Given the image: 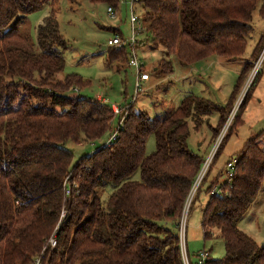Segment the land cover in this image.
<instances>
[{"label":"trees","instance_id":"16d2710c","mask_svg":"<svg viewBox=\"0 0 264 264\" xmlns=\"http://www.w3.org/2000/svg\"><path fill=\"white\" fill-rule=\"evenodd\" d=\"M88 1L117 11L122 5V0ZM56 3L0 0V264H34L36 259L41 264H185L183 214L205 160L189 147V120L198 130L206 117L219 113L213 144L264 48V34L226 106L191 93L168 115L150 118L132 105L116 117L109 103L76 94V88L90 82L78 75L57 78L64 70L57 45L64 40L55 10L40 26L37 45L24 28L30 15ZM139 3L145 10L144 42L164 47L157 70L165 75L173 73L174 55L187 66L213 56L243 58L255 11L264 18V0ZM128 51L109 47L108 62L127 59ZM242 113L188 211L187 221L203 193L209 196L201 229L205 240L218 234L226 253L221 259L210 256L204 264H264V247L240 228L264 184V131L249 138L212 177L231 133L243 122ZM121 117L127 118L114 142L73 164L67 142L99 141L113 133L112 123ZM151 136L156 150L147 155ZM232 160L237 163L230 177ZM136 172L140 180H129ZM214 187L222 197L211 195ZM54 236L57 245L51 249ZM186 252L190 264H199L201 251L195 261Z\"/></svg>","mask_w":264,"mask_h":264},{"label":"rangeland","instance_id":"374dc122","mask_svg":"<svg viewBox=\"0 0 264 264\" xmlns=\"http://www.w3.org/2000/svg\"><path fill=\"white\" fill-rule=\"evenodd\" d=\"M53 10L56 13L58 31L64 40L63 42L58 40L61 44L57 45L64 66L63 72L57 78L62 80L67 75H78L86 82H90V85L81 89L76 88V94L92 99L101 97L106 99L110 105L117 104L121 107L133 105L135 112L144 111L150 118L168 115L182 103L183 96L188 91L209 99L221 107L226 106L244 67L240 60L233 61L232 65H218V63H213L215 56L187 66L183 65L174 55L170 57L174 72L165 75L161 70H157L159 62L165 55L164 47L160 43L144 42L146 36L144 32L138 35L140 42L136 49V55L144 64L145 71L152 74V84H157V88L150 91L149 87L144 85L141 92L137 93V72L129 66L128 57L111 63L108 62V52H106L109 49V40L113 39L115 35L122 36L124 40L131 37L130 7L128 5L122 4L117 11V18L111 20L107 15L108 7L106 5L91 4L88 0H57L54 7L47 5L42 10L30 15L24 25L36 45L39 43V28L45 24V19ZM135 13L140 24L144 27L145 10L140 3L135 5ZM253 26L254 32L249 38L245 54L249 57L264 29V18L260 16L259 10L254 13ZM104 48H106L105 51ZM204 73L205 79H202ZM249 76L250 74L241 86L234 104ZM257 93L260 94L259 97L256 96ZM257 93L254 96L255 101L252 100V97L248 99L244 111L242 109L245 101L239 109L238 115L241 111L243 112V122L231 133L224 151L214 167L212 177L227 161L237 156L249 138L264 131V105L259 103V100L264 98V86L261 93ZM227 116L229 117V113ZM219 117V113L206 117L203 120V126L198 130L194 128V122L189 120L191 131L189 147L203 157L205 162L212 151L211 138L214 135L212 127L217 126ZM235 121L236 118L233 125ZM117 124L118 120L115 119L111 126L113 132ZM110 134L94 143L67 142L65 147L74 154L73 164H76L80 158L104 147L113 133ZM262 140L264 149V137ZM146 150L147 155L155 152L154 136L149 138ZM225 179V177L222 178L220 182H224ZM129 180H140V173L136 172ZM203 194L200 203L196 204L186 223L187 233L185 229L186 247H183V250L187 258L186 250L188 251L193 261L196 260L193 256L204 250L209 252L213 259H221L226 253L224 241L218 237V234L215 233L211 239H204L201 229L202 210L208 203L209 196ZM240 228L264 247V184L257 199L241 221Z\"/></svg>","mask_w":264,"mask_h":264},{"label":"built area","instance_id":"2783aa9c","mask_svg":"<svg viewBox=\"0 0 264 264\" xmlns=\"http://www.w3.org/2000/svg\"><path fill=\"white\" fill-rule=\"evenodd\" d=\"M139 1L140 0H122L121 1L122 4L128 5L130 7L129 22H130V26H131V37L127 40H124V38L121 37L120 35H115L114 38L109 40V42H108V47H110V48H116V49L128 48V50H129V54H128L129 66L134 68L137 72V79H136V92L137 93L141 92L144 85L151 80L150 73H147L145 71L144 64L138 59V57L136 55V49H137L139 42H140V41H138V35L145 32L143 25L140 24L139 18L135 13V5L138 4ZM107 15L111 20H115L118 16V12L113 7H108ZM263 65H264V48L261 51V53L259 54V57L257 58L256 62L254 63L253 69L250 72V76H249L247 82L245 83V85L242 89V92L240 93L238 99L236 100V102H235V104H234V106H233V108L229 114V117L227 118L225 124L223 125V127L219 131L216 139L214 140V142L212 144V151H211L210 155L208 156V159L206 160V162L204 161V163H203V165H202V167H201V169H200V171H199V173H198V175H197V177L193 183L191 192H190L188 199L186 201V207H185L184 214H183V221H182L181 233H180L181 248H182V254H183V259H184L185 264H190L188 258L186 257V255L184 253V250H183V247H186V245H185V229H186V221H187V216H188V211H189L190 205L193 202V199H194L198 189L202 185L203 180H204L205 176L207 175L216 155L218 154L221 146L223 145L224 140L226 139L227 135L229 134L230 129L233 125V122L239 113V109L243 105L248 93L250 92V89L253 88L255 82L258 79V76L261 74L262 69H263ZM99 100H101L105 103H108V101L104 98L100 97ZM111 106H112V110H113L115 116L119 117L121 115L123 109L125 110V113H128V111L130 110V107L132 105H128L126 107H121L117 104H113ZM126 118L127 117H121V119L118 121L116 129L114 130L112 136L110 137V139L106 143L107 146L110 145L112 142H114L117 139L118 132L124 128V122H125ZM106 145H104V146H106ZM236 163H237V160H232L228 164V172H229L230 177H233V175H234ZM67 194L68 195L70 194L69 191H67ZM211 195L222 197V191L218 187H214L211 191ZM64 217H65V214L63 213V218ZM56 245H57V241H56V238L54 236L50 240L51 249H54L56 247ZM209 258H210V253L205 251V250L202 251L200 253L199 264H204L205 262H207L209 260ZM34 264H41V260L36 259Z\"/></svg>","mask_w":264,"mask_h":264},{"label":"crops","instance_id":"0c3cea01","mask_svg":"<svg viewBox=\"0 0 264 264\" xmlns=\"http://www.w3.org/2000/svg\"><path fill=\"white\" fill-rule=\"evenodd\" d=\"M264 34V29H263V31H261V35H260V37L258 38V40L256 41V43H255V46H254V48H253V51H252V54L254 53V50H255V47H256V45L259 43V41L261 40V37H262V35ZM252 54H251V56L249 57V56H244L243 58H239V59H234V60H225V59H223V58H218L217 56H215L216 58H214V60H213V63H218V65H232V63H234L233 61H241V63L243 64V66L247 63V62H250L251 60H252ZM191 68V67H190ZM222 71H223V69L222 68H220ZM264 69V68H263ZM192 70V69H191ZM173 72H174V70H173ZM151 75V80L148 82V83H146L145 84V86L147 87H149V90L150 91H153V88H157V84H152V82H153V76H152V74H150ZM202 79H205V73H204V78H202ZM210 79H211V77H210ZM191 80V79H190ZM264 86V70H262V72H261V75H260V77L257 79V82L254 84V86H253V91H252V95H251V97H252V100L254 99V101H255V98H254V96H255V94L257 93V92H260L261 93V90H262V87ZM192 92L191 91H188V92H186L185 94H184V96H183V98L185 97V96H187L188 94H191ZM254 93V94H253ZM256 96H260V94L259 93H257V95ZM250 97V98H251ZM100 99V98H99ZM259 103H262L263 105H264V98L262 99V100H259ZM262 143H263V140L261 141V143H260V145H261V148H263V145H262ZM201 145V144H200Z\"/></svg>","mask_w":264,"mask_h":264},{"label":"water","instance_id":"95a60500","mask_svg":"<svg viewBox=\"0 0 264 264\" xmlns=\"http://www.w3.org/2000/svg\"><path fill=\"white\" fill-rule=\"evenodd\" d=\"M104 51L106 50V48L103 49Z\"/></svg>","mask_w":264,"mask_h":264}]
</instances>
